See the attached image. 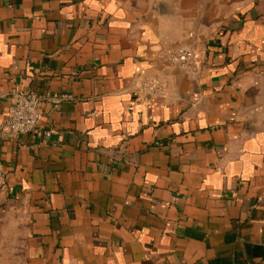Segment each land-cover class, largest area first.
Segmentation results:
<instances>
[{"label":"crops","instance_id":"obj_1","mask_svg":"<svg viewBox=\"0 0 264 264\" xmlns=\"http://www.w3.org/2000/svg\"><path fill=\"white\" fill-rule=\"evenodd\" d=\"M0 164L23 264H264V0H0Z\"/></svg>","mask_w":264,"mask_h":264},{"label":"built area","instance_id":"obj_2","mask_svg":"<svg viewBox=\"0 0 264 264\" xmlns=\"http://www.w3.org/2000/svg\"><path fill=\"white\" fill-rule=\"evenodd\" d=\"M167 59L181 68H189L195 63L196 55L192 48L178 47L168 52ZM142 88L153 94L161 93L164 90L163 83L157 78L143 81ZM46 98L62 99L63 95L52 93L46 96ZM42 99L43 97L33 90L19 95L7 112L5 125L8 130L15 135L29 134L42 142L47 141L52 135V130L39 127ZM4 185L5 171L0 164V190Z\"/></svg>","mask_w":264,"mask_h":264},{"label":"rangeland","instance_id":"obj_3","mask_svg":"<svg viewBox=\"0 0 264 264\" xmlns=\"http://www.w3.org/2000/svg\"><path fill=\"white\" fill-rule=\"evenodd\" d=\"M19 217V206L0 197V264H23L24 222Z\"/></svg>","mask_w":264,"mask_h":264}]
</instances>
